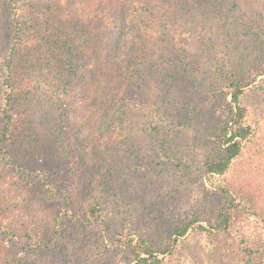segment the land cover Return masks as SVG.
<instances>
[{
  "label": "rangeland",
  "instance_id": "1",
  "mask_svg": "<svg viewBox=\"0 0 264 264\" xmlns=\"http://www.w3.org/2000/svg\"><path fill=\"white\" fill-rule=\"evenodd\" d=\"M145 1L101 65L99 1L0 0V264H132L118 239L165 249L175 223L218 219L219 187L240 204L230 231H191L164 264H264V0ZM231 76L253 134L209 179Z\"/></svg>",
  "mask_w": 264,
  "mask_h": 264
},
{
  "label": "trees",
  "instance_id": "2",
  "mask_svg": "<svg viewBox=\"0 0 264 264\" xmlns=\"http://www.w3.org/2000/svg\"><path fill=\"white\" fill-rule=\"evenodd\" d=\"M97 1H99V4L97 6V13L95 14V21L94 23L89 22V28L91 29L89 35L95 40L104 39L100 43L104 47L103 53H97L101 65H104L109 57H111V63L113 62V57L117 55L123 39L129 40L132 43L139 34L140 26L143 25L141 21L139 22V16L152 15L153 12L148 4L149 1L145 0H141V2L139 0H119L118 2H115V0ZM135 26L138 28L137 32L131 29ZM140 35L142 36V33ZM101 58L104 60L101 61ZM116 63L118 62L115 61L113 63L115 67ZM6 67L10 68V65H6ZM128 74L127 72V76ZM231 78L229 84L226 86L228 90L224 93L230 96V100L225 107L228 117L226 120L220 122L216 129L219 147L214 151L213 156H210L204 164V172L209 179L227 174L233 162L241 155L245 142L253 134L252 127L246 122L247 109L243 107L241 102L250 83L245 79L235 82L236 78L232 76ZM4 85L10 88L8 77L5 79ZM114 92L113 89L109 91L111 96L115 95ZM11 96L10 93L6 94L5 105L2 110L5 124L2 138L0 139L1 143L6 142L10 131L11 115L9 107ZM219 190L229 199L226 200V203L221 208L218 219L204 225L202 224L201 218L193 216L175 223L171 228L165 249L156 248L148 239H137L133 236L121 237L117 243L129 254L132 264H164L167 258L174 256L175 250L181 240L191 231L196 230L208 234L228 233L232 228L240 204L235 198H230V193L227 189L219 187ZM102 216V209L97 206H90L86 210L84 224L90 226L94 220L100 221ZM3 234L9 238L6 231H3ZM243 251L249 257H252L254 254L249 247L244 248Z\"/></svg>",
  "mask_w": 264,
  "mask_h": 264
}]
</instances>
